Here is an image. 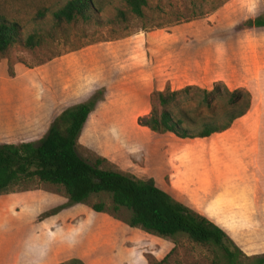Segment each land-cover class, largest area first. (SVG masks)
<instances>
[{"label":"rangeland","instance_id":"obj_1","mask_svg":"<svg viewBox=\"0 0 264 264\" xmlns=\"http://www.w3.org/2000/svg\"><path fill=\"white\" fill-rule=\"evenodd\" d=\"M66 1L0 0V14L19 22L22 38L32 33L41 38L33 47L14 43L0 53V59L10 66L15 62L32 66L60 57L77 64V76L98 74L99 81L106 83V87H99L104 89L103 102L78 138V154L89 162L103 157L107 160L104 167L137 178H152L159 187L220 226L245 254H263L264 179L258 192L253 182L245 197L214 203L197 187L191 173L194 154L204 148V142L187 139L180 143L172 134L159 135L137 124L139 116L150 112V94L155 90L179 89L188 84L210 88L212 79L188 83L194 79L171 78L169 71L192 77L204 72L212 59L223 83L231 89L244 87L250 91L251 106L239 125L252 140L248 146L264 154V27L237 28L263 12V0H148L141 18L128 11L124 0H92L98 13L89 21L54 22L51 12ZM40 9L47 10L42 19L36 15ZM195 26L205 32L203 67L193 56L176 55V60H171L164 53L166 32L173 27ZM200 43L194 42L188 50L199 49L203 46ZM85 60L90 61L89 66H84ZM145 60L155 61L153 81L148 73L140 76L137 72V66H143ZM256 71L260 72L258 76H254ZM145 81L151 89L146 100L140 90ZM262 167L264 170V161ZM99 199L92 198L91 202ZM65 202L60 188L36 180L0 194V264H70L71 259L81 261L76 264H156L166 254L164 264H211L208 248L183 235L162 238L130 228L124 223V212L115 218L104 212L94 213L79 203L84 208L81 213L55 217L77 203L45 215ZM6 244L13 249L11 254L6 255ZM70 251L89 256L88 261L71 258Z\"/></svg>","mask_w":264,"mask_h":264},{"label":"trees","instance_id":"obj_2","mask_svg":"<svg viewBox=\"0 0 264 264\" xmlns=\"http://www.w3.org/2000/svg\"><path fill=\"white\" fill-rule=\"evenodd\" d=\"M124 4L133 16L141 18L148 0H124ZM46 13V9H40L36 15L42 19ZM97 13L92 0H67L51 15L54 22L70 23L77 19L89 21ZM119 14L124 17L122 11ZM252 27H264V0L262 13L237 25L238 29ZM21 29L19 22L0 14V53L14 43L33 47L41 42L40 36L34 33L22 38ZM8 66L9 75H13L12 67ZM103 95L104 89L98 88L87 100L64 108L36 142L0 143V194L36 180L60 188L66 198L63 205L53 207L45 215L77 203L115 218L124 212V223L130 228L162 238L183 235L208 248L211 264H264V253L245 254L220 226L176 199L152 178H137L104 167L107 160L103 157L89 162L78 154L83 125ZM251 102L249 90L231 89L222 81L213 82L210 88L192 84L179 89L155 90L150 94V112L139 116L137 124L159 135L204 138L228 129L247 113ZM95 197L99 201L91 202ZM167 255L156 264H164ZM80 262L70 260V264Z\"/></svg>","mask_w":264,"mask_h":264},{"label":"crops","instance_id":"obj_3","mask_svg":"<svg viewBox=\"0 0 264 264\" xmlns=\"http://www.w3.org/2000/svg\"><path fill=\"white\" fill-rule=\"evenodd\" d=\"M204 34L202 28L197 26L171 28L170 32H166L163 41L165 55H169L171 60L177 58L176 55L193 56V60L200 61L199 64L203 67ZM194 42H201L200 44L203 46H200L199 49L195 47L194 51L188 50ZM152 46L155 47L156 44ZM198 54L199 57H197ZM214 62L210 59L211 64L206 66L205 71L195 76H184L182 72L170 69L169 77L183 81L194 79V82L188 81V83L212 79L211 83L213 84V82L223 79L220 78ZM154 63V60H145L143 66H137V72L140 73V76L143 73H148L149 78L153 81L156 76L152 72ZM89 64L90 61L85 60L84 66H89ZM76 65L74 62L60 57H54L32 66L15 62L11 66L13 75H9L7 72L8 62L0 59V143L38 141L46 134L53 119L64 108L87 100L100 86L106 87V83L99 81L98 74L86 77L75 75ZM180 68L183 66L180 65ZM259 73L256 71L254 76H258ZM148 85L149 81H145L141 82L140 86L145 100L151 91ZM142 87L145 88L142 89ZM102 102V100L99 101L94 110L89 113L80 135L90 115L100 107ZM245 115L236 119L228 129L222 132L193 139L202 140L204 148L194 154L195 163L192 164L193 171L191 173H194L197 187L202 189L203 194L209 195L214 203L226 204L231 197H245L248 194L247 187H252L253 182H255V191L258 192V186L264 179L262 167L264 154L261 149L256 150L248 146L247 143L252 144V140L248 139V135L241 130V125H239V121L244 119ZM177 139L180 143L187 140ZM257 144L258 142L255 145L257 146ZM254 165L255 167H253ZM247 168L254 169L249 172L246 171ZM82 211L84 208L78 203L71 208L59 211L60 213L55 214V217L61 214L73 217ZM64 230L61 229V231ZM4 231L7 234L6 230ZM4 246L6 255L11 254L13 249L10 250L9 244ZM70 255L71 258H80L84 261H88L89 258V256L81 257L75 251Z\"/></svg>","mask_w":264,"mask_h":264}]
</instances>
